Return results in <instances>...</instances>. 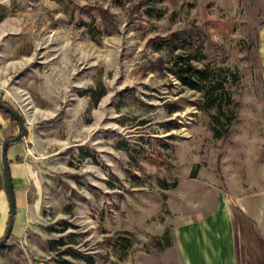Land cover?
I'll return each instance as SVG.
<instances>
[{"label":"rangeland","instance_id":"1","mask_svg":"<svg viewBox=\"0 0 264 264\" xmlns=\"http://www.w3.org/2000/svg\"><path fill=\"white\" fill-rule=\"evenodd\" d=\"M178 54L228 80V135ZM0 97L30 212L0 264H180L175 226L221 205L264 264V0H0Z\"/></svg>","mask_w":264,"mask_h":264},{"label":"crops","instance_id":"2","mask_svg":"<svg viewBox=\"0 0 264 264\" xmlns=\"http://www.w3.org/2000/svg\"><path fill=\"white\" fill-rule=\"evenodd\" d=\"M3 116L0 112V139H5L6 123L10 122ZM21 145L16 144L8 150L11 167L12 157L20 153ZM11 172L17 209L14 227L25 228L30 216L27 182L23 177L15 178L13 168ZM9 219V202L4 186L0 187V239L6 233ZM174 241L180 264H238L232 216L223 205L195 221L178 223L174 229Z\"/></svg>","mask_w":264,"mask_h":264},{"label":"trees","instance_id":"3","mask_svg":"<svg viewBox=\"0 0 264 264\" xmlns=\"http://www.w3.org/2000/svg\"><path fill=\"white\" fill-rule=\"evenodd\" d=\"M159 61L160 64L165 63L162 58ZM194 61L197 60L191 55L178 54L168 63L167 69L184 87L203 93L206 111H215L214 114L210 115L214 135L217 138H222L230 132V128L237 117L235 109L238 108L239 104L234 102L231 93L226 88L225 83L228 82L226 78L220 79L215 70L209 67H199ZM0 100L3 101L1 97ZM5 104L8 103L5 102ZM0 112L9 118L12 125L17 126L21 132L20 125L13 116L2 109ZM223 119L226 121L225 125Z\"/></svg>","mask_w":264,"mask_h":264},{"label":"water","instance_id":"4","mask_svg":"<svg viewBox=\"0 0 264 264\" xmlns=\"http://www.w3.org/2000/svg\"><path fill=\"white\" fill-rule=\"evenodd\" d=\"M0 109L6 111L11 116H13V118H15V120L19 123L21 128V132L18 135H16L15 137L7 138L3 142L1 149V158L3 161L5 184H6V191H7L9 211H10V219L8 222L6 233L3 236V238L0 239V246H2L8 242V240L12 235L14 223H15V216L17 213L14 187H13L11 169L8 159V150L13 144L20 143L21 141H23L27 137L28 130H27L25 118L16 109H14L12 106L8 104H5V102L1 100H0Z\"/></svg>","mask_w":264,"mask_h":264}]
</instances>
